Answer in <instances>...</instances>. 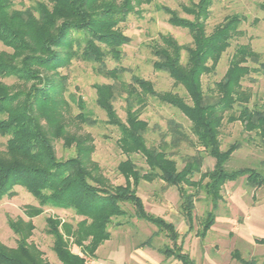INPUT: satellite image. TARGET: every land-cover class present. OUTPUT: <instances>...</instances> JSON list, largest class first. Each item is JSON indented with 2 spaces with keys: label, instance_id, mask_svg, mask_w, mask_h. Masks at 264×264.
I'll return each mask as SVG.
<instances>
[{
  "label": "trees",
  "instance_id": "16d2710c",
  "mask_svg": "<svg viewBox=\"0 0 264 264\" xmlns=\"http://www.w3.org/2000/svg\"><path fill=\"white\" fill-rule=\"evenodd\" d=\"M149 1L36 0L30 6L17 8L14 0H0V42L9 49H0V134L6 137L0 149V200L14 195L19 186L36 201L25 206L26 218H8L16 244L8 246L0 240V264H53L30 240L35 229L33 218L48 207L68 209L82 217L75 223L57 216L45 218V232L52 238V251L59 264H91L86 256L96 257L98 247L111 236L109 227L114 219L127 214L123 204L132 206L133 217L165 231L172 243L171 247L159 249L165 257L181 264H196L179 243L175 224L146 210L137 193L139 180L159 178L175 186L189 228L194 201L204 190L212 206L201 220L197 235L202 238L215 223L214 210L226 182L244 176L250 187L257 189L264 184L260 169L225 168L241 144L235 140L222 149L219 138L223 120L238 121L264 146V100L250 106L252 95L242 85L252 73L264 77V56L248 43L238 44L214 86L204 89L202 80L204 75L215 72L232 40L244 34L240 27L247 16L228 14L208 31L206 21L215 0L181 4L189 17L169 6H158L172 26L186 29L191 37L190 42L179 43L171 34L161 33L150 45L153 68L167 73L175 85L181 86L184 97L172 90H157L151 80L138 75L127 82L124 67L107 66L108 59L121 60L123 46L130 41L120 24L136 12L137 6ZM257 6L264 11V2ZM74 59L95 64L97 71L111 81L94 83L95 103L105 113L106 123L120 130L118 145L127 157L118 163L117 170L124 184H111L92 162L94 145L90 134L67 128L68 76L61 68H68ZM3 78L14 81L8 84ZM69 96L82 105L79 97L76 99L72 93ZM119 97L125 101L124 121L114 106ZM148 97L179 109L191 123L190 131L201 150L185 158L180 169L168 151L165 134L159 145L147 144L149 127L140 114ZM75 118L89 125L96 123L85 113ZM170 129L177 146L182 133L176 124ZM54 140H62L65 148L73 147L74 154L57 157ZM132 154L143 156L150 170L142 173L129 158ZM203 154L214 159L213 167L204 171ZM196 174L198 179H194ZM260 242L264 244V238ZM71 245L77 246L81 254L72 251ZM231 257L240 264H257L255 258L242 257L238 249L231 251ZM260 264H264V257Z\"/></svg>",
  "mask_w": 264,
  "mask_h": 264
},
{
  "label": "rangeland",
  "instance_id": "374dc122",
  "mask_svg": "<svg viewBox=\"0 0 264 264\" xmlns=\"http://www.w3.org/2000/svg\"><path fill=\"white\" fill-rule=\"evenodd\" d=\"M35 1L14 0L17 8L30 6ZM189 1L150 0L137 6L136 12L131 13L127 20L120 24L123 32L130 38L129 43L123 46L122 58L118 62L108 59L107 66L109 68L124 67L123 78L127 82L133 75H138L151 80L157 90H172L185 97L184 89L175 85L167 73L153 68L154 57L150 51V45L158 40L161 33L171 34L179 43L191 41L186 29L172 26L167 21L168 15L162 9H158L159 5H166L178 10L180 15L189 17L181 10V4H187ZM259 2L264 0H215L212 4L211 14L206 21L208 31L231 13H242L247 16V20L240 27L244 34L232 40L231 46L223 54L215 72L202 77L204 89L213 87L214 83L223 76L229 58L238 44L248 43L264 56V11L258 8ZM0 49L9 50L1 42ZM95 66L93 63L74 59L68 68H61V72L68 76V89L65 93L69 102V109L66 112L67 128L78 134H90L94 145L90 155L92 162L99 167L100 173L111 184H124V177L117 170L118 163L127 157L118 145L120 130L106 123L105 113L95 103L94 83L111 81L100 74ZM1 80L8 84L14 81L12 78ZM242 85L252 95L250 106L264 100L262 75L252 73L250 77L242 81ZM69 93L74 94L76 99L79 97L82 105L73 100ZM114 106L117 114L124 121L126 116L124 99L117 98ZM79 113H85L96 123L89 125L79 121L75 118ZM140 117L148 123L147 144L159 145L161 136L165 134V140L169 144L168 151L172 153L179 169L184 165L185 158L201 150L190 131V121L179 109L148 97ZM172 124H176L182 133L177 146L172 142L173 133L170 129ZM219 138L222 149L235 140L241 144L225 163L227 170L253 167L264 173V146L254 139L253 134L244 131L240 122L223 120ZM5 141L6 137L0 134V149L4 148ZM53 145L59 158H67L74 154V148H65L62 140H54ZM203 155L202 170L204 171L213 167L214 159L206 154ZM129 158L142 173L150 170L140 154H132ZM198 178V174L194 175V179ZM15 191L14 195L0 200V240L8 246L16 244V235L8 225V218L19 216L26 218L23 213L25 206L36 204L35 199L22 187H15ZM137 193L142 198L147 211L175 224L180 233L179 243L196 264H240L231 257V251L234 249H238L245 259L255 258L257 264L261 263L264 257V244L260 242V239L264 238V184L257 189L250 187L244 176L226 182L221 191L222 198L217 202L214 210L215 223L203 238L197 233L201 228V220L212 206L204 190L200 191L194 201V218L190 228L181 212L180 197L175 186H168L159 178L151 181L141 178ZM122 207L127 214L114 219L109 227L110 238L98 247L95 258L86 256L91 264H181L175 258L165 257L159 250L165 246H172L165 231L159 230L152 223L133 217L131 205L123 204ZM47 216H57L73 223L82 217L68 209L48 207L42 214L33 218L35 229L30 240L43 251L47 260L53 264H59L52 251V238L45 232ZM116 222L120 224L117 225ZM71 249L81 254L77 246L71 245Z\"/></svg>",
  "mask_w": 264,
  "mask_h": 264
},
{
  "label": "crops",
  "instance_id": "0c3cea01",
  "mask_svg": "<svg viewBox=\"0 0 264 264\" xmlns=\"http://www.w3.org/2000/svg\"><path fill=\"white\" fill-rule=\"evenodd\" d=\"M138 259V258H137Z\"/></svg>",
  "mask_w": 264,
  "mask_h": 264
}]
</instances>
